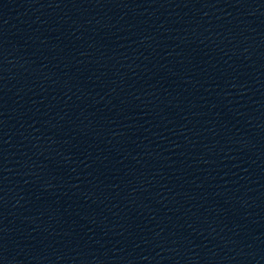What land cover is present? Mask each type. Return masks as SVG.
<instances>
[{
    "label": "water",
    "instance_id": "1",
    "mask_svg": "<svg viewBox=\"0 0 264 264\" xmlns=\"http://www.w3.org/2000/svg\"><path fill=\"white\" fill-rule=\"evenodd\" d=\"M0 264H264V0H0Z\"/></svg>",
    "mask_w": 264,
    "mask_h": 264
}]
</instances>
